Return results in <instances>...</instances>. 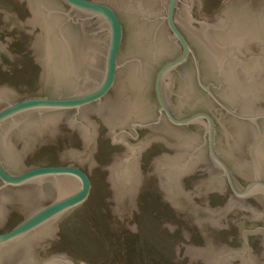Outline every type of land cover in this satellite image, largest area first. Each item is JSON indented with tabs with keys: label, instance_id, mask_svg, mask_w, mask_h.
<instances>
[{
	"label": "water",
	"instance_id": "95a60500",
	"mask_svg": "<svg viewBox=\"0 0 264 264\" xmlns=\"http://www.w3.org/2000/svg\"><path fill=\"white\" fill-rule=\"evenodd\" d=\"M201 8V0H0V33L15 28L31 36L39 28L29 49L43 70L31 97L0 87V228L11 208L24 216L0 233V264L26 261L30 246L39 256L41 242L90 195V177L79 167L23 165L68 112L67 125L82 141V151L68 152L72 164L89 173L98 129L85 118L90 112L125 146L109 179L115 200L127 194L134 211L140 154L158 142L174 150L152 166L173 206L180 207L176 194L189 197L179 180L203 163L215 174L194 188L233 193L221 213L248 197L264 205V0H226L210 17ZM6 42L0 64L20 58ZM134 123L148 128L135 135ZM149 128L152 136L144 137ZM181 248L207 264H264L246 240L234 249L182 243L176 257ZM32 264L77 263L52 255Z\"/></svg>",
	"mask_w": 264,
	"mask_h": 264
},
{
	"label": "rangeland",
	"instance_id": "374dc122",
	"mask_svg": "<svg viewBox=\"0 0 264 264\" xmlns=\"http://www.w3.org/2000/svg\"><path fill=\"white\" fill-rule=\"evenodd\" d=\"M226 0H201L200 14L210 17L218 12ZM0 12V26L4 25ZM33 35L10 32L0 33V41L6 38L9 53L19 56L10 63L0 64V87L7 86L20 96L31 97L39 90V75L43 71L34 63ZM68 112L58 124L55 133L36 141L33 151L26 156L23 165H61L71 163L70 149L82 151V141L77 130L69 129ZM86 120L98 125L95 151L91 157L89 174L93 188L88 199L65 216L41 242L39 256L51 253H70L82 264H207L190 255L185 243L212 249L238 248L246 240L250 253L257 262H264L260 219L263 204L252 197L242 199L234 208L221 213L233 193L229 188L222 191L202 192L194 188L196 181L215 174L208 163L199 164L188 175L182 176L180 185L189 197L175 195L179 208L169 203L161 190L164 176L155 175L153 161L158 155H173L174 150L158 142L148 146L138 160L141 174L137 194V211L132 208L127 194L118 202L114 198L109 179L114 162L125 151L122 144H114L105 123L98 115L88 113ZM0 233L14 228L24 220L21 208H11ZM42 248V249H41ZM43 252H42V251ZM230 264H249L246 259L233 258Z\"/></svg>",
	"mask_w": 264,
	"mask_h": 264
},
{
	"label": "flooded vegetation",
	"instance_id": "af4514ba",
	"mask_svg": "<svg viewBox=\"0 0 264 264\" xmlns=\"http://www.w3.org/2000/svg\"><path fill=\"white\" fill-rule=\"evenodd\" d=\"M96 1H98V0H96ZM67 6V5H66ZM184 33V32H183ZM124 39V38H123ZM123 44V43H122ZM122 48V47H121ZM120 53H121V51H120ZM120 56V55H119ZM118 62H119V60H118ZM187 62V61H186ZM185 62V63H186ZM165 63V62H164ZM163 63V64H164ZM184 63V64H185ZM162 64V65H163ZM161 65V66H162ZM160 68V67H159ZM117 76H118V73H117ZM116 81H117V78H116ZM116 83V82H115ZM115 86V85H114ZM114 86H113V88H114ZM113 88L110 90V92L113 90ZM110 92L108 93V95L110 94ZM107 95V96H108ZM106 96V97H107ZM105 97V98H106ZM104 98V99H105ZM156 98V97H155ZM157 101V100H156ZM158 104V103H157ZM146 125H148V124H146V123H134L132 126H131V128H132V130H130V132L132 131H134V133H135V135H138V136H140L141 135V133H140V131L139 132H135V131H137V130H134V129H142V127H144V128H148V126H146ZM149 132L144 136V137H147V136H152V130L149 128V129H147ZM129 132V133H130ZM53 165H56V164H53ZM66 165H72V166H76V167H79L80 169H82V170H84L88 175H89V177H90V180H91V184H92V187H91V191H92V188H93V180H92V177H91V175L88 173V171L85 169V168H83V167H81V166H79V165H75V164H72V163H68V164H66ZM28 250H27V255L29 256V258L26 260V261H23V262H18L17 264H32V263H39V262H41L42 260H44L45 258H47V257H49V256H52V255H61V256H65V257H68V258H70V259H72L74 262H76L77 264H82L81 262H79L77 259H76V257H74L72 254H70V253H51V254H49V255H45L44 257H41V256H38L37 255V248L36 247H34V246H30V248H27ZM42 249V248H41ZM42 251V250H41ZM43 252V251H42Z\"/></svg>",
	"mask_w": 264,
	"mask_h": 264
}]
</instances>
